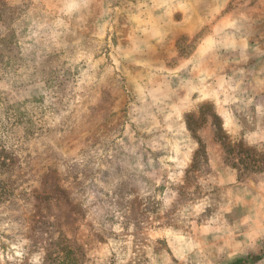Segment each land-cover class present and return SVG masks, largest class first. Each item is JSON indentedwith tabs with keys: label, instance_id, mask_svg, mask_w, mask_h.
Here are the masks:
<instances>
[{
	"label": "rangeland",
	"instance_id": "374dc122",
	"mask_svg": "<svg viewBox=\"0 0 264 264\" xmlns=\"http://www.w3.org/2000/svg\"><path fill=\"white\" fill-rule=\"evenodd\" d=\"M0 55V264H264V0H0Z\"/></svg>",
	"mask_w": 264,
	"mask_h": 264
},
{
	"label": "trees",
	"instance_id": "16d2710c",
	"mask_svg": "<svg viewBox=\"0 0 264 264\" xmlns=\"http://www.w3.org/2000/svg\"><path fill=\"white\" fill-rule=\"evenodd\" d=\"M17 122H19V120L15 121V123ZM15 123L13 122L12 125H14ZM3 126H4V123L0 121V132L1 133L4 132ZM1 133H0V164L1 165L5 164L11 168V166L14 164V161L17 158V155L15 153L14 147H10L8 146V144H6V139L5 137H1ZM7 159H10V163L6 164ZM260 258L261 256L259 255L248 254L246 257L237 259L234 264H256V262Z\"/></svg>",
	"mask_w": 264,
	"mask_h": 264
},
{
	"label": "crops",
	"instance_id": "0c3cea01",
	"mask_svg": "<svg viewBox=\"0 0 264 264\" xmlns=\"http://www.w3.org/2000/svg\"><path fill=\"white\" fill-rule=\"evenodd\" d=\"M236 50H239L235 48ZM264 129L262 127L249 128L247 131H243L240 136L241 140L245 143H257L261 140Z\"/></svg>",
	"mask_w": 264,
	"mask_h": 264
}]
</instances>
